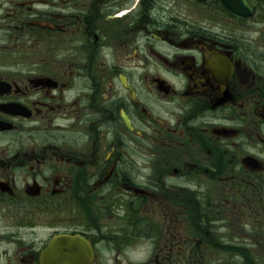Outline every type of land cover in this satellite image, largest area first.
<instances>
[{
  "label": "flooded vegetation",
  "instance_id": "obj_1",
  "mask_svg": "<svg viewBox=\"0 0 264 264\" xmlns=\"http://www.w3.org/2000/svg\"><path fill=\"white\" fill-rule=\"evenodd\" d=\"M248 209L264 0H0V264H186Z\"/></svg>",
  "mask_w": 264,
  "mask_h": 264
},
{
  "label": "rangeland",
  "instance_id": "obj_2",
  "mask_svg": "<svg viewBox=\"0 0 264 264\" xmlns=\"http://www.w3.org/2000/svg\"><path fill=\"white\" fill-rule=\"evenodd\" d=\"M189 18L192 19L191 16ZM262 214L258 210L248 209L245 217L248 215L249 219H244L242 214H236L231 221L226 219L225 222H219L213 228L208 229V235L201 234L200 229L195 230L194 234H191L194 244L187 246L185 263L235 264L234 261L238 260L241 264H264V217ZM147 226L150 229L146 230L155 233V236L161 234V229H158L156 225L150 223ZM199 238L202 240L197 242ZM229 240L232 242L228 245ZM240 241L248 242L240 245ZM145 248L146 240L140 239L138 250L141 259L143 258L141 254ZM177 258L185 257L179 256ZM171 264H178V261H172ZM236 264L238 263L236 262Z\"/></svg>",
  "mask_w": 264,
  "mask_h": 264
},
{
  "label": "water",
  "instance_id": "obj_3",
  "mask_svg": "<svg viewBox=\"0 0 264 264\" xmlns=\"http://www.w3.org/2000/svg\"><path fill=\"white\" fill-rule=\"evenodd\" d=\"M55 246H56V245H54V244H53V246L50 245V248H49V249H53V248H55ZM65 262H67V261H62L61 263H65Z\"/></svg>",
  "mask_w": 264,
  "mask_h": 264
}]
</instances>
